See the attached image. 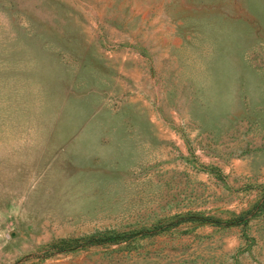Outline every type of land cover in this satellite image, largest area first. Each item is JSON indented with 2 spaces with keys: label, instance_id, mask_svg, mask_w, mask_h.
I'll return each instance as SVG.
<instances>
[{
  "label": "rangeland",
  "instance_id": "obj_1",
  "mask_svg": "<svg viewBox=\"0 0 264 264\" xmlns=\"http://www.w3.org/2000/svg\"><path fill=\"white\" fill-rule=\"evenodd\" d=\"M0 264H264V0H0Z\"/></svg>",
  "mask_w": 264,
  "mask_h": 264
}]
</instances>
